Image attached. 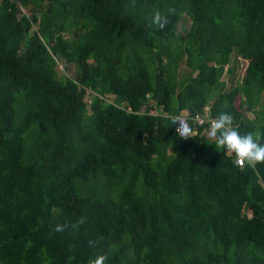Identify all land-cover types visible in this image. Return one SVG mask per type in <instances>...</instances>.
Masks as SVG:
<instances>
[{
    "label": "trees",
    "instance_id": "obj_1",
    "mask_svg": "<svg viewBox=\"0 0 264 264\" xmlns=\"http://www.w3.org/2000/svg\"><path fill=\"white\" fill-rule=\"evenodd\" d=\"M206 106L264 143V0H0V264H264V162L171 125Z\"/></svg>",
    "mask_w": 264,
    "mask_h": 264
},
{
    "label": "clouds",
    "instance_id": "obj_2",
    "mask_svg": "<svg viewBox=\"0 0 264 264\" xmlns=\"http://www.w3.org/2000/svg\"><path fill=\"white\" fill-rule=\"evenodd\" d=\"M166 17L159 11H155L152 16V23L159 24L160 27L164 26ZM233 115L227 111L218 113L217 118L210 122V133L214 137L213 143L226 151H231L237 163L255 164L264 162V143H260V137L254 132H247L241 134L240 131L231 127ZM171 125L176 126V133L180 137H192V126L180 117L171 120ZM64 225L57 224L56 231H62ZM90 247H95L96 242L90 241ZM108 256L103 253L90 256L88 264H105Z\"/></svg>",
    "mask_w": 264,
    "mask_h": 264
},
{
    "label": "rangeland",
    "instance_id": "obj_3",
    "mask_svg": "<svg viewBox=\"0 0 264 264\" xmlns=\"http://www.w3.org/2000/svg\"><path fill=\"white\" fill-rule=\"evenodd\" d=\"M190 24H191L190 17L186 14H183L182 19L180 20V23L178 25V29L181 31H185L186 29H188L190 27ZM63 65H64V62H61L60 69L61 68L64 69ZM69 65H70L69 71L67 73L69 75L75 74L77 72V69H78L77 66L73 63H69ZM247 65H248L247 60H245L244 58H242L240 56L237 57V56L233 55L232 61L228 65V67L230 66L231 68H233L232 75H229V73L226 72L223 76L224 77L223 79H225L224 83H225L226 89H229L230 86L238 83L239 81H241L243 79ZM181 67H182L181 72H183L184 74H187L191 71V68L189 66H186L183 64ZM216 94H218V91L214 92V96ZM88 96H89V98L91 97L90 94H88ZM247 114L251 117L256 116V113L253 111H249V112H247Z\"/></svg>",
    "mask_w": 264,
    "mask_h": 264
},
{
    "label": "built area",
    "instance_id": "obj_4",
    "mask_svg": "<svg viewBox=\"0 0 264 264\" xmlns=\"http://www.w3.org/2000/svg\"><path fill=\"white\" fill-rule=\"evenodd\" d=\"M177 117L186 120L190 125L192 124V122L195 123L196 127L195 129H192V134L197 133L198 129L202 128L203 133L208 139H214V137H212L210 133V122L214 121L217 117L211 115V113L209 112V106H206L204 112L197 111L195 114H192L188 110H186L178 114ZM236 159L237 158L235 157V160ZM245 164L246 161L244 163H238V165L240 166H244Z\"/></svg>",
    "mask_w": 264,
    "mask_h": 264
},
{
    "label": "crops",
    "instance_id": "obj_5",
    "mask_svg": "<svg viewBox=\"0 0 264 264\" xmlns=\"http://www.w3.org/2000/svg\"><path fill=\"white\" fill-rule=\"evenodd\" d=\"M187 109H184V110H182V111H186Z\"/></svg>",
    "mask_w": 264,
    "mask_h": 264
}]
</instances>
